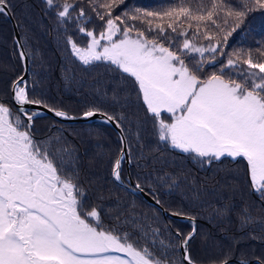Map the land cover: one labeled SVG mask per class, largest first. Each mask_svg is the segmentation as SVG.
<instances>
[{"label":"snow or ice","instance_id":"snow-or-ice-1","mask_svg":"<svg viewBox=\"0 0 264 264\" xmlns=\"http://www.w3.org/2000/svg\"><path fill=\"white\" fill-rule=\"evenodd\" d=\"M45 3L63 23L72 20L71 13L79 7L68 0ZM122 3L106 0L98 6L104 12L93 9L102 21L101 30L79 26L86 43L78 46L69 36L72 54L84 65L107 62L113 71L132 79L158 142L201 161L243 158L251 188L264 196V61L248 55L242 60L247 69H240L238 76H228L223 68L201 75L205 53L223 55V45L219 40L212 43L214 36L208 31L203 33L207 45L195 43L200 29L210 26L223 32L226 42L248 13L264 11V0H238L236 6L229 0H209L196 10L180 3L163 12L136 8L131 14L113 17V7ZM10 9L9 0H0V15H9ZM83 17L81 8L79 18ZM166 17L167 29L177 33L178 25L179 36L185 37L178 48L179 41L164 26ZM79 18L74 21L77 25ZM192 21L196 31L189 39L184 24L192 28ZM161 38L174 43L166 46ZM234 55L240 59V53ZM226 66L235 70L237 61L230 58ZM11 92L18 106L15 111L0 101V264H175L166 254L141 246L128 233L121 235L117 225L104 223L101 212L87 202L76 183V173L66 170L62 162L56 164L48 147L35 139L34 117L41 113H29L25 106H39L42 101L29 96L23 77L12 82ZM45 107L56 117L72 118L65 111ZM98 114L106 122L114 120L94 108L85 111L83 118ZM122 158L123 151L112 164L116 181L121 179ZM192 223L190 234H177L187 264H195L188 255L189 242L196 235L194 218ZM215 264H228V259Z\"/></svg>","mask_w":264,"mask_h":264},{"label":"trees","instance_id":"trees-1","mask_svg":"<svg viewBox=\"0 0 264 264\" xmlns=\"http://www.w3.org/2000/svg\"><path fill=\"white\" fill-rule=\"evenodd\" d=\"M9 2L30 63L26 81L29 96L42 101L39 106L27 105V112L49 105L78 118L94 108L111 114L121 125L130 160V172L126 160L121 164L122 179L135 192L127 190L112 175L113 161L123 150L115 128L95 121L64 123L46 114L34 117L33 122L35 139L48 147L56 164L62 162L66 170L76 173V183L83 188L87 202L101 212L104 223L117 225L121 235L128 233L141 246L150 247L158 255L166 254L175 264H187L177 244V234L187 236L193 230L192 221L165 216L140 193L144 192L171 214L194 218L198 230L189 243L188 253L195 263L215 264L226 257L228 261L264 264V196L251 188L246 161L229 157L201 161L158 142L152 135L150 114L146 113L132 79L113 71L114 66L107 62L84 65L72 54L68 37L84 46L86 37L79 33V26L99 32L102 21L96 11H105L98 6L106 0H68L79 7L67 23L57 18L56 11L45 0ZM229 2L233 6L238 4V0ZM180 3L196 10L201 4L207 6L209 0H124L113 7L112 15L131 14L136 8L163 12ZM81 8L85 12L83 18H79ZM77 18L80 25L74 23ZM168 19H164V26L179 41L178 48L185 37L179 36L178 25L177 33L167 29ZM130 23L146 27L139 21ZM191 23L192 28L184 24L189 39L196 31L195 21ZM222 27L230 30L229 26ZM205 31L214 36L212 43L221 42L224 54L205 53L201 75L219 73L223 68L228 76H238L240 69H247L242 60L248 55L254 61H264V11L248 13L226 42L224 33L210 26L200 29V38L195 40L198 45L209 43L203 38ZM161 39L166 46L174 43ZM234 53H240L239 60ZM230 58L237 61V69L226 66ZM23 73L24 63L13 26L7 15H0V101L14 111L17 107L12 100L11 84ZM138 183L140 189L136 188Z\"/></svg>","mask_w":264,"mask_h":264},{"label":"water","instance_id":"water-1","mask_svg":"<svg viewBox=\"0 0 264 264\" xmlns=\"http://www.w3.org/2000/svg\"><path fill=\"white\" fill-rule=\"evenodd\" d=\"M7 16H8V19L10 20L11 25L13 26V31H14V36H15V42L17 43V46L20 49V53H23L24 54L23 55V58H22L23 59V63H24V74L22 75V77H23L24 81L26 82L27 81V75L29 73V68H30L29 59H27V56H26V53H25V49H24L23 44H22V39H21L19 30H18V24H16L15 19H14L12 13H10ZM13 103H14V101H13ZM14 105H15V103H14ZM16 107L18 108V106H16ZM25 109L27 110V105L25 106ZM36 112L41 113V115H39V116H43L44 114H46V115H52V116L55 117V115H54L53 112H49L48 109L47 108H44V107L43 108H37L36 109ZM56 118L58 120L64 122V123L69 122V123H72V124H78V123L85 124V123H90L92 121L100 122V123L103 122V123H105V124H107V125L115 128V130L117 131L119 137L121 138V143L123 141V143H122L123 158L121 159V164H122L123 160H126L127 161V171L130 172L129 171L130 160L128 158V149L129 148H128L127 139H126V137H124V134H123V131H122L121 127H117V124H116V122L114 120L112 122H106L105 121V118L103 116H101V115H97L95 117L88 118V119H85L83 117L71 118V119H64V118H60V117H56ZM120 175H121V179L119 180V183H121L123 185V187H125L127 190L129 189L132 192H135L134 188H132L129 184H127V183H125L123 181L121 169H120ZM140 193L143 194L147 198V200L149 201V203L151 205L156 206L165 216H169V217H171V218H173L175 220L178 219V220H181V221H188V220L189 221H192V219L190 217H184V216H180V215H177V214L176 215L171 214L170 212H168L166 210L165 207H163L162 205H160V203H157V201H155V199L151 198L148 194H146L144 192H140ZM195 228H196V232H197L198 227L196 225V222H195ZM181 251H182V255H184V251H183L182 248H181ZM188 255H189V253H188ZM236 261L239 262V263H241V264L243 262L241 260H230V261H228V263H234ZM185 262H187V261H185ZM250 263H252V261ZM258 263H261V262L259 261ZM195 264H197V263H195ZM243 264H245V262H243Z\"/></svg>","mask_w":264,"mask_h":264},{"label":"rangeland","instance_id":"rangeland-1","mask_svg":"<svg viewBox=\"0 0 264 264\" xmlns=\"http://www.w3.org/2000/svg\"><path fill=\"white\" fill-rule=\"evenodd\" d=\"M8 17V16H7ZM14 32V31H13ZM24 74V73H23ZM28 76V75H27ZM37 117V116H36ZM232 159V158H231Z\"/></svg>","mask_w":264,"mask_h":264}]
</instances>
